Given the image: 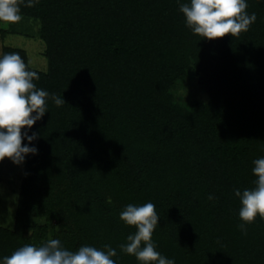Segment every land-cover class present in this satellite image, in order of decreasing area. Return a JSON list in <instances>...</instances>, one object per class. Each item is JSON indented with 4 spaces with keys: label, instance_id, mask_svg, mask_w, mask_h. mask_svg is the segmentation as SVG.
<instances>
[{
    "label": "trees",
    "instance_id": "16d2710c",
    "mask_svg": "<svg viewBox=\"0 0 264 264\" xmlns=\"http://www.w3.org/2000/svg\"><path fill=\"white\" fill-rule=\"evenodd\" d=\"M248 5L257 16L249 29L212 41L186 26L177 0L21 5L39 23L47 70L32 69L19 48L0 55L19 53L36 86L66 104L47 98L18 196L17 218L46 222L28 237L20 224L0 227V258L46 242L49 220L59 227L70 205V225L54 238L73 251L110 244L116 264H138L119 248L136 231L119 214L150 201L160 217L152 239L176 264H264V220L244 234L234 195L254 186L253 161L264 157V4ZM188 74L209 99L192 112L169 94Z\"/></svg>",
    "mask_w": 264,
    "mask_h": 264
},
{
    "label": "clouds",
    "instance_id": "9594fccd",
    "mask_svg": "<svg viewBox=\"0 0 264 264\" xmlns=\"http://www.w3.org/2000/svg\"><path fill=\"white\" fill-rule=\"evenodd\" d=\"M38 0H0V24H15L23 19L21 5L33 7ZM179 11L184 23L196 35L205 40H218L227 35L237 36L247 31L256 19V13L249 14L248 0H185L180 2ZM264 4V0H256ZM39 79L35 70L29 69L17 52L0 55V162L5 158L15 165L24 163L26 157L38 154L33 143L39 138L33 125L49 112L47 98L55 105L65 103L63 96L50 94L34 83ZM23 130V131H22ZM31 133V134H29ZM27 143H23L24 141ZM252 173L256 177L252 188L243 191L236 188L234 195L239 199V229L246 234L248 225L257 216L264 220V157L253 161ZM209 195V199H214ZM119 219L136 231L121 243L122 252L134 256L138 264H176L175 259L162 255L152 236L159 224L155 205L129 203L120 212ZM117 249L110 244L103 248L84 244L77 250H69L60 239L49 238L46 242L25 244L0 258V264H116Z\"/></svg>",
    "mask_w": 264,
    "mask_h": 264
},
{
    "label": "rangeland",
    "instance_id": "374dc122",
    "mask_svg": "<svg viewBox=\"0 0 264 264\" xmlns=\"http://www.w3.org/2000/svg\"><path fill=\"white\" fill-rule=\"evenodd\" d=\"M39 33V23L30 19L23 18L15 24H0V50L3 46L22 49L27 54L29 66L37 71L45 72L47 61L44 57V44L39 38ZM169 94L172 97V102L187 112H192L197 104L205 105L209 102L207 94L198 86L196 78L192 74L178 80L169 89ZM25 163L26 159L21 165H15L7 158L0 162V227L14 231L16 225L20 224L23 228V236L28 237L32 233L30 227H40L46 221L40 214L28 220L17 218L18 196ZM59 184L58 190L64 191L66 180H62ZM31 195L32 192L29 198ZM72 211L70 205H61L59 212L61 225L56 227V220H49L51 229L48 239L54 238L61 230L66 231L64 226L70 225Z\"/></svg>",
    "mask_w": 264,
    "mask_h": 264
}]
</instances>
